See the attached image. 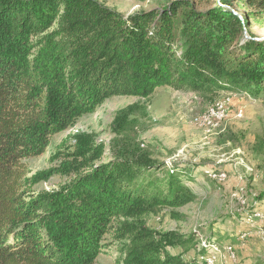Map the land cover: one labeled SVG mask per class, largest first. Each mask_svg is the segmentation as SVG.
I'll return each instance as SVG.
<instances>
[{
    "label": "trees",
    "instance_id": "1",
    "mask_svg": "<svg viewBox=\"0 0 264 264\" xmlns=\"http://www.w3.org/2000/svg\"><path fill=\"white\" fill-rule=\"evenodd\" d=\"M257 17L264 0H178L130 16L99 0H0V264H95L109 235L124 245L117 264H202L206 250L190 260L170 251L197 250L198 237L146 223L196 201L192 176L164 166L158 177L163 166L130 136L97 164L102 148L76 133L64 159L72 181L39 196L26 190L43 180L25 161L110 98L264 95V40L249 32Z\"/></svg>",
    "mask_w": 264,
    "mask_h": 264
},
{
    "label": "rangeland",
    "instance_id": "2",
    "mask_svg": "<svg viewBox=\"0 0 264 264\" xmlns=\"http://www.w3.org/2000/svg\"><path fill=\"white\" fill-rule=\"evenodd\" d=\"M99 1L130 16L178 0ZM249 26L252 35L264 39V17L249 19ZM227 101L229 110L223 120L208 124L210 113ZM76 133L92 137V147L102 148L97 164L112 161L122 148L121 138L130 136L142 152L163 166L154 171L158 177L168 171L164 166L192 176L186 184L196 195L195 202L146 220L156 232L176 231L199 238L197 250L170 249L174 255L190 260L206 250L202 264L208 259L214 264H264V95L253 98L224 92L211 96L159 88L147 99H107L54 135L44 155L25 161L29 178L43 180L28 185L30 195L58 190L72 181L73 175L63 174L64 159L74 153ZM104 244L95 264L122 261L123 243L109 235Z\"/></svg>",
    "mask_w": 264,
    "mask_h": 264
},
{
    "label": "bare ground",
    "instance_id": "3",
    "mask_svg": "<svg viewBox=\"0 0 264 264\" xmlns=\"http://www.w3.org/2000/svg\"><path fill=\"white\" fill-rule=\"evenodd\" d=\"M224 106H225V103L223 102L215 111H212L211 113H210V117H209V120L207 121V123L208 124H210V123H213L212 122V117H214L215 116V112L216 111H223V108H224ZM226 115V114H225ZM225 116H220L219 118H217V120H216V122H218V121H220V120H223V118H224ZM213 127V126H212ZM216 179V178H215ZM245 204V203H244ZM235 259V258H234ZM215 262H214V260L213 259H208L207 261H206V264H214Z\"/></svg>",
    "mask_w": 264,
    "mask_h": 264
},
{
    "label": "built area",
    "instance_id": "4",
    "mask_svg": "<svg viewBox=\"0 0 264 264\" xmlns=\"http://www.w3.org/2000/svg\"><path fill=\"white\" fill-rule=\"evenodd\" d=\"M231 99L229 98V101H230ZM229 101H227V102H224L225 103V110L224 111H216L215 112V116L214 117H212V122L214 123L216 120H217V118H219L220 116H224L226 113H228V110H229ZM216 180L218 181V178H220L219 177V173H216Z\"/></svg>",
    "mask_w": 264,
    "mask_h": 264
},
{
    "label": "water",
    "instance_id": "5",
    "mask_svg": "<svg viewBox=\"0 0 264 264\" xmlns=\"http://www.w3.org/2000/svg\"><path fill=\"white\" fill-rule=\"evenodd\" d=\"M247 34V33H246ZM246 39H250V37H248L247 35H246ZM264 40V39H263Z\"/></svg>",
    "mask_w": 264,
    "mask_h": 264
}]
</instances>
